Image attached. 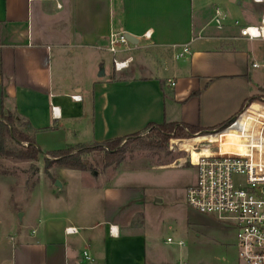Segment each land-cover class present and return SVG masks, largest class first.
<instances>
[{"label": "crops", "instance_id": "1", "mask_svg": "<svg viewBox=\"0 0 264 264\" xmlns=\"http://www.w3.org/2000/svg\"><path fill=\"white\" fill-rule=\"evenodd\" d=\"M215 1L0 0V115L12 112L27 120L45 152L133 134L149 123L211 128L229 120L264 89V67L252 66L264 57V40L241 37L240 27L223 14L218 27L216 9L225 4ZM228 3L226 9L237 12L243 1ZM252 3L262 20L264 2ZM147 31L150 38L143 37ZM112 33H129L139 42L110 53ZM185 46L190 53L177 58ZM142 50L152 53L150 61L137 58L130 65L129 53ZM89 51L96 53L95 73L82 77L76 68L68 75L70 59L76 54L86 62ZM104 52L112 72L99 75ZM120 57L130 62L117 71L113 60ZM148 67L157 72L138 74ZM250 103L264 111L261 100ZM82 172L92 177L88 170L54 164L46 188L58 181L64 189L67 178ZM124 173L111 165L96 175L101 182L88 189L98 193L97 216L46 206L32 222L24 217L23 229L5 238L0 233V264H82L85 250L93 264H149L145 187ZM68 227L77 232L68 234Z\"/></svg>", "mask_w": 264, "mask_h": 264}, {"label": "rangeland", "instance_id": "2", "mask_svg": "<svg viewBox=\"0 0 264 264\" xmlns=\"http://www.w3.org/2000/svg\"><path fill=\"white\" fill-rule=\"evenodd\" d=\"M205 1L206 4L211 5L216 2L215 0ZM242 1L243 4L237 12H229L226 9L229 7H226L229 4L228 0H224L225 5H220V7L225 19L235 23L238 28L245 24L260 25L261 19L258 12L253 11L255 6L252 0ZM261 43L264 45V42ZM106 53H102L105 55L104 65L96 70L99 75L112 72L111 56ZM129 54L132 56L130 65L136 63L137 58L150 61L152 57V53L146 50ZM88 55V61L83 62L75 54L74 58L69 61L71 73L69 72L68 75L75 73L76 68L81 71L82 77L91 75L93 73L92 61L96 53L89 51ZM155 72L157 71L151 67L138 70V74ZM246 113L250 117L255 114L264 117L262 109L250 107L242 118ZM17 125L23 129L20 123ZM234 129L235 127L228 131L235 132ZM147 135L151 136L147 132L143 134V139H149ZM217 137L219 135H199L190 138V141L182 145H177L174 140L187 138H173L170 140L168 154L163 149H150L156 144H159V148H164L161 139H154L150 147L138 144L136 141L129 142L126 148V159L121 164L114 165L119 166L122 172H126L123 176L130 175L129 182L145 187L144 216L148 224L149 264L238 263V246L234 227L215 216L198 212L186 201L187 184L195 180L196 168L186 160L184 165L181 158L186 159L190 154L195 161L199 157L201 144H210L209 141H215ZM87 158L92 166L88 170L92 177L89 178L87 172L77 173L67 178V186L64 189L58 185V181L54 184L49 181L47 189L45 182L48 180L44 178L48 173L44 170L43 157L34 161L0 156V233L3 238L9 231L17 232L19 228H22L24 217L32 222L36 214L46 206H52L67 214L76 211L81 214V217L100 214L99 198L96 196L98 193L92 189L89 191L88 188L101 182L96 175L105 170L104 153L96 150L88 154ZM178 158L181 162L177 164H164L166 162L173 164ZM121 181L126 182L124 178ZM169 238L172 241H168ZM180 241L182 245L179 244ZM15 244L16 241L13 242V247ZM10 247L13 249L12 242H10Z\"/></svg>", "mask_w": 264, "mask_h": 264}, {"label": "built area", "instance_id": "3", "mask_svg": "<svg viewBox=\"0 0 264 264\" xmlns=\"http://www.w3.org/2000/svg\"><path fill=\"white\" fill-rule=\"evenodd\" d=\"M215 21L218 27L222 26L219 8L216 9ZM240 35L248 40L264 39V13L260 25L241 26ZM143 37L150 38L151 33L147 31ZM131 44L125 33H112L108 50L117 53ZM189 53L185 46L176 57L182 58ZM129 62L128 58H114V68L120 71L128 67ZM252 66L264 67V57L254 61ZM73 98L80 100L81 96L74 95ZM251 105L224 129L207 134L219 135L215 141H209L213 154L201 155L195 161L189 154L185 159L196 168L195 180L187 186L186 201L198 212L215 216L234 227L238 246L237 264H264V117L255 114L242 118ZM234 126L235 134H223ZM66 232L76 233L77 228L68 227ZM179 244L182 245V242ZM82 261V264H93L87 250L82 253Z\"/></svg>", "mask_w": 264, "mask_h": 264}, {"label": "trees", "instance_id": "4", "mask_svg": "<svg viewBox=\"0 0 264 264\" xmlns=\"http://www.w3.org/2000/svg\"><path fill=\"white\" fill-rule=\"evenodd\" d=\"M254 99H259L264 103V89H261L258 94L252 95L247 99L239 113ZM237 115L211 128L178 122L149 123L144 130L133 134L104 142L76 144L68 146L65 149L45 152L38 146L35 138L36 130L32 128L27 120L20 119L16 113H3L0 115V156L17 160L34 161L43 157L45 172L49 173V168L54 164L70 169L90 170L92 166L87 155L93 151L100 150L104 153L105 166L119 165L126 159V148L129 142L136 141L138 144L150 147L154 139H161L164 148H159V144H156L150 149H163L168 154L171 139L187 138L174 140L178 145H182L195 136H203L224 129L234 121ZM17 123H20L23 129H20ZM230 129L223 131V133ZM147 132L151 136L147 135L149 139L146 140L142 136Z\"/></svg>", "mask_w": 264, "mask_h": 264}, {"label": "bare ground", "instance_id": "5", "mask_svg": "<svg viewBox=\"0 0 264 264\" xmlns=\"http://www.w3.org/2000/svg\"><path fill=\"white\" fill-rule=\"evenodd\" d=\"M243 118H245V116ZM231 133L235 134V132H229L226 135H231ZM204 146H208V149L206 150V152H203V147ZM204 150H205V147H204ZM211 154H213V151L211 149V145L208 144V143L201 144V150L199 151V156H201V155H211Z\"/></svg>", "mask_w": 264, "mask_h": 264}, {"label": "water", "instance_id": "6", "mask_svg": "<svg viewBox=\"0 0 264 264\" xmlns=\"http://www.w3.org/2000/svg\"><path fill=\"white\" fill-rule=\"evenodd\" d=\"M125 37L132 43V44H137L139 42V39L129 33H125ZM58 185H60V183L58 182ZM21 217V215H20Z\"/></svg>", "mask_w": 264, "mask_h": 264}]
</instances>
